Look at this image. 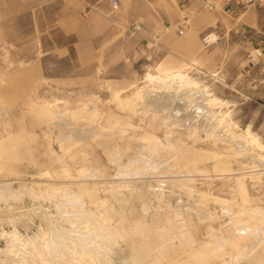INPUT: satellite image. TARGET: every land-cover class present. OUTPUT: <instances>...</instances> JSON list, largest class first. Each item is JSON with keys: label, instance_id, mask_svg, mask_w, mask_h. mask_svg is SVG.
<instances>
[{"label": "rangeland", "instance_id": "1", "mask_svg": "<svg viewBox=\"0 0 264 264\" xmlns=\"http://www.w3.org/2000/svg\"><path fill=\"white\" fill-rule=\"evenodd\" d=\"M239 9L247 31H264L254 22L259 10L264 16V0L240 4ZM208 12L206 6L190 10L188 0H0V185L5 183L4 193L20 185L30 188L20 200L0 198V211L23 207L18 214L28 226L19 231L32 235L39 221L47 224L40 206L47 210L53 218L45 225L49 247L33 237L34 247L50 264H264L262 232L233 227L229 217L235 209L222 212L214 203L234 202L229 201L230 180H240L247 190L237 195L238 202L249 196L252 204L264 203V183L251 186V180H264V167L247 168L253 160L236 141L206 138L201 130L199 142L186 136L203 122L200 94L163 111L172 124L170 139L182 133L184 147L166 145L162 119L155 117L149 128L150 112L143 115L140 105L130 110L119 102L144 85L148 69L187 70L216 97L230 102L237 131L250 124L264 144V95L258 93L264 87L258 84L264 49L255 43L245 46L231 28H204ZM137 20L140 25H134ZM210 33L215 41H204ZM52 102L70 112L88 110L55 117L46 112L45 103ZM37 104L45 113L33 110ZM93 110L98 113L91 118ZM115 119L120 124L114 125ZM143 127L161 140L145 166L137 149ZM217 131L223 134L220 127ZM126 144L135 146L125 153ZM128 155L135 158L130 167L122 165ZM185 159H194L182 167L183 175L193 178L184 185L193 194L184 187L173 193L166 177ZM158 161L168 166H158ZM200 191L210 193L214 202H195L192 197H202ZM100 199L104 207L98 206ZM2 212L0 249L6 244ZM210 233L223 237L205 244ZM58 235L61 241L55 239ZM17 248V255L0 252V264H39L31 246Z\"/></svg>", "mask_w": 264, "mask_h": 264}, {"label": "bare ground", "instance_id": "2", "mask_svg": "<svg viewBox=\"0 0 264 264\" xmlns=\"http://www.w3.org/2000/svg\"><path fill=\"white\" fill-rule=\"evenodd\" d=\"M186 16V15H185ZM207 42H213L215 41L216 37L214 36V34H208L205 38ZM190 72V71H189ZM189 72L187 70H172V71H166L163 73H159L153 69H148L144 75H143V80H144V85L141 88H138L135 92H133V95L130 96L129 98L127 97L125 100H120V104L122 105V108H128L130 110H136L135 107L137 106H141L140 109L143 112V115L147 114L148 112H150L152 115H150L149 120L146 122L145 126L152 128L153 127V119L155 117H159V119H162V128L164 129L165 133V139H166V145H173V146H180V147H184V140L183 137L184 135L182 133H178V138H174L173 140L170 139V134L169 131L172 124L169 122L170 118H169V114L167 115L168 112H170L169 110L171 109L172 104H174L175 102H179V101H183L184 99H187L189 97H192L197 94H200V96L202 97V101H204V105L202 112H203V122L198 126V127H193L190 129V131L187 133L186 136H191L190 138H192L193 142H199L201 141V136H199V131L201 130L204 134L206 138H210L213 137L215 138V140H220V141H224V142H230L234 145L233 142H237V144L241 145L243 147V149H241L243 152L246 151L248 154L247 156H249V158L251 160H253L252 164L250 167V169H254V168H260V167H264V154L261 153V151H264V144H262V142L260 141V138L258 137V135L256 133H254L251 129V125L249 124L247 126V128L245 130H240L237 131L236 128L237 123L233 120L232 115H231V110L229 109L230 106V102L227 100H222L219 99L218 97H216L209 89L208 86L202 84L197 78L193 77L192 75L189 74ZM207 82V81H206ZM68 98V97H67ZM195 98V97H194ZM193 99V98H192ZM191 99V100H192ZM198 99V98H196ZM80 101V100H79ZM128 101V102H127ZM124 102V103H122ZM197 102V101H196ZM198 103V102H197ZM195 104V102H194ZM200 104V103H199ZM86 105V104H85ZM88 105V104H87ZM192 105V104H191ZM196 105V104H195ZM201 105V104H200ZM45 106H47V111L49 112V114H52V116L58 117L61 114L64 113H70L71 116H75V114H79L81 113V111H86L88 110L87 108H80L79 110H76L75 112L72 111L70 112V110H64V109H58L59 106L56 103H45ZM79 106V105H78ZM84 106V105H83ZM81 106V107H83ZM175 106V105H174ZM177 106V105H176ZM199 106V105H198ZM233 106V105H232ZM121 107V106H120ZM174 108V107H172ZM195 109V108H194ZM197 109V108H196ZM198 109H200L198 107ZM33 110L35 111H44L45 110L41 109V105L37 104ZM74 110V109H73ZM163 111H167V113H163ZM173 110H171L172 112ZM234 111V110H233ZM236 111V110H235ZM199 112V111H198ZM96 113H98L96 110H93L90 114L91 118L94 117L93 115H95ZM130 113V112H129ZM176 113V112H174ZM127 114V113H126ZM45 115V114H44ZM129 115V114H128ZM201 115V113H200ZM199 115V116H200ZM38 116V115H37ZM164 116V117H163ZM167 116V117H166ZM174 116V115H173ZM198 116V115H197ZM196 116V118H198ZM71 117V118H72ZM176 118H178L177 116H175ZM201 117V116H200ZM174 118V117H173ZM195 118V117H194ZM195 118V119H196ZM235 115H234V119H235ZM186 119V118H185ZM190 119V118H189ZM193 119V118H192ZM47 120V119H46ZM187 120V119H186ZM178 121V119H177ZM189 121V120H187ZM186 121V122H187ZM195 121V120H194ZM50 122V121H49ZM175 121H172V123ZM193 122V121H192ZM199 122V121H198ZM47 123V122H46ZM120 124L118 119H115L113 124ZM189 123V122H188ZM155 124V122H154ZM147 127H143V133L140 134L139 139L140 142L137 144V149L141 155V159L144 161L143 165L145 166L146 163H149V160L151 159V156L149 157V152L152 153V155L155 153H153L154 151H156L158 144L157 143H161V140H159L156 135L151 132L149 128ZM221 128L222 130V135L220 136V132L218 133L217 128ZM77 128V127H76ZM139 128V127H138ZM154 129V128H153ZM239 129V128H238ZM174 131V130H173ZM217 131V132H216ZM77 132V131H76ZM80 137V136H79ZM188 138V137H187ZM218 138V139H217ZM78 139V138H77ZM84 139V138H83ZM164 139V140H165ZM81 140V139H80ZM219 143V142H218ZM221 143V142H220ZM189 144V143H188ZM231 144V145H232ZM230 145V146H231ZM135 146V145H134ZM134 146H131L130 144H126L123 146V152H125L126 150H130L131 148H133ZM203 146V145H202ZM118 147V146H117ZM229 147V146H228ZM112 148V147H111ZM122 148V147H121ZM178 148V147H177ZM227 148V147H226ZM233 148V147H232ZM109 150V149H108ZM111 150V149H110ZM188 150V149H187ZM234 152H236V154L238 155L240 153V150H237L234 148ZM228 151V150H227ZM126 153V152H125ZM233 153V152H232ZM135 155V154H134ZM236 156V155H234ZM230 159L231 156L229 155ZM139 158V161H140ZM233 158V157H232ZM113 159V158H112ZM120 160V159H119ZM118 160V161H119ZM137 161V160H136ZM141 161V162H143ZM151 161V160H150ZM230 161V160H229ZM236 161V160H235ZM135 162V158L131 157V155L127 156L125 161L122 163V165L125 166H129L131 164H133ZM155 162V160H154ZM194 162V159H192V161H190L189 159H185L184 160V165H181L179 163H177L179 165V167L177 168V170L174 173H171L172 175L169 177H166V180H170L167 181L170 184V189H172L173 193H175L174 188L177 189L178 193H180L181 191H183L182 187H184V185L188 184V181L193 180V178H190L191 176H189V174L187 175H183V171H182V167L186 166L187 164ZM112 163V162H111ZM159 163L158 166H165L164 168H166L168 165L166 162H157ZM166 163V165H165ZM150 164V163H149ZM238 164V163H237ZM124 166V167H125ZM143 166V167H144ZM217 166H222L221 164H218ZM130 167V166H129ZM128 167V168H129ZM174 167V166H172ZM83 168H86L85 166H83ZM244 167H241L239 169H242ZM246 168V167H245ZM126 169V168H125ZM123 169V170H125ZM157 169V168H156ZM77 170V169H76ZM88 170V169H86ZM85 170V171H86ZM141 170V168H140ZM81 171V170H80ZM126 171V170H125ZM132 171V170H131ZM137 171H139L137 169ZM220 171V170H219ZM78 172V171H77ZM127 172V171H126ZM163 172V171H162ZM201 172H204L203 170ZM230 172V171H229ZM46 174L48 173L47 171L45 172ZM76 173V172H75ZM124 173V172H123ZM157 173V172H156ZM161 173V172H160ZM168 173V172H166ZM165 173V174H166ZM45 174V175H46ZM74 174V173H72ZM80 174V173H79ZM90 175H86V176H91L92 173H89ZM130 174V173H129ZM132 174H134L132 172ZM139 174V173H138ZM163 174V173H161ZM254 174V173H253ZM257 174V173H255ZM71 175V174H70ZM78 175V174H77ZM85 175V174H83ZM94 175V174H93ZM92 175V176H93ZM120 175V174H119ZM128 175V174H127ZM170 175V172H169ZM262 174H259L258 177H253V179H258ZM49 175H46V177ZM86 176H84V179L86 178ZM135 176V175H134ZM150 176V175H149ZM168 176V175H167ZM219 176V175H218ZM36 177V176H35ZM50 177V176H49ZM69 177V176H68ZM127 177V176H126ZM161 177V176H160ZM165 177V176H164ZM193 177V176H192ZM39 178V177H38ZM81 178V177H79ZM90 178V177H89ZM82 179V178H81ZM80 179V180H81ZM87 179V178H86ZM30 180V179H29ZM83 180V179H82ZM87 181V180H86ZM228 182V181H227ZM252 184L251 186L254 187L255 185H259L261 183H264V180H251ZM76 183V182H75ZM5 184V183H3ZM0 185V198H5V200H7L8 198H16L17 200L24 196V194L26 192H28V190L30 189H26L28 187H24V185H20V187L18 186L17 189H9L4 190V186ZM80 185V184H79ZM83 185V184H82ZM86 185V184H85ZM162 185V184H161ZM225 185V184H223ZM246 185V184H245ZM70 186V185H69ZM78 186V185H77ZM10 187V186H9ZM7 187V188H9ZM5 188V189H7ZM54 188V187H53ZM66 188V185H65ZM186 187H184L185 189ZM188 188V187H187ZM228 190H229V195H230V200L232 202V200L234 202H232L231 204H228L226 202H224V200L222 201H215L212 199L214 197H210V193L207 192H202V197H197L194 198V196L192 197L195 202H197L198 204H203L205 201H209L212 200V202H214L216 205H218L220 211L225 212V210H229L230 208H234L235 210L232 211L231 216L229 217V222L231 223V225L236 228H241V229H250V228H254V230H256V232L259 230L262 232V236H264V203H255L252 204L250 202H252V198H250L249 196H242L243 200L245 202L240 203L237 200V195L239 193H243V192H247L246 188L244 187V185L241 184L240 180H230V184L228 182ZM55 190V189H54ZM58 190V189H57ZM65 190V189H64ZM82 190V189H81ZM56 191V190H55ZM67 191V189H66ZM70 191V190H69ZM83 191V190H82ZM190 188L189 189H185V192H187V194H193L190 193ZM195 191V189H194ZM197 191V190H196ZM47 192V191H46ZM52 192V191H51ZM72 192V191H71ZM93 192V191H92ZM29 193V192H28ZM27 193V194H28ZM31 193V191H30ZM33 193V192H32ZM31 193V194H32ZM7 194V195H6ZM30 194V195H31ZM34 194V193H33ZM66 194V193H65ZM69 193H67L68 195ZM155 194V193H154ZM177 194V193H176ZM200 195V193H198ZM197 194V195H198ZM207 194V195H206ZM79 195V194H78ZM81 197V196H79ZM210 197V198H209ZM70 198L74 199H78V196L75 195L74 193H70ZM225 198V197H224ZM223 198V199H224ZM74 199V200H76ZM82 200V199H79ZM228 200V199H225ZM4 201V199H3ZM77 204H80L78 206L82 207L81 203L78 200ZM103 199L99 200L98 206H102L103 205ZM96 203V202H95ZM111 203V202H110ZM112 204V203H111ZM40 206V205H39ZM64 206V205H63ZM97 206V205H96ZM99 206V207H100ZM28 207V206H27ZM76 207V206H75ZM112 207V206H111ZM158 207V206H156ZM6 208H9L6 207ZM35 208V207H34ZM37 208V207H36ZM143 208V207H142ZM153 208V207H152ZM14 209V208H13ZM12 209V210H13ZM23 209V207H22ZM22 209H14L13 211L9 212V211H3L4 213V218L1 220L2 223V231H1V236L4 237V239L6 240V244L5 247L0 249V252H4L5 254H20L19 249L17 247H20L21 250H23L24 248L27 249L28 246H31L33 248V252L35 253L36 257L40 259L39 264H50L48 258L43 256V254H41V252L37 251L38 249L35 246V241H34V237L37 238L39 240V242H43L42 245L44 244L45 248L48 246L49 247V241H48V237H49V229L47 228L48 226H50L49 222H51L53 220L52 217H50L49 213L47 212L46 209H44L42 206H40V209L42 210V212H44L43 216L46 217V221L47 224H49L47 226V224L43 221H39L38 225H36V230L35 232H32V235H30L29 233L22 234L19 231V228H24L26 226H28V223L24 220V218L20 217V215L18 213H24V210ZM26 209V208H25ZM33 209V208H32ZM101 209V208H100ZM6 210V209H5ZM8 210V209H7ZM30 210V209H29ZM36 210V209H35ZM0 211V212H2ZM28 211V210H27ZM39 211V210H38ZM108 211V210H107ZM144 211V210H143ZM2 212V213H3ZM35 212V211H34ZM88 212V210L86 211ZM176 212V211H175ZM227 212V211H226ZM144 213V212H143ZM179 213V211H178ZM14 214L16 215V217L13 216L14 219H12L11 215ZM26 216H28V213L25 214ZM31 215V214H29ZM145 215V214H144ZM208 215V214H207ZM3 217V215H1ZM22 216V215H21ZM25 216V217H26ZM210 216V215H209ZM1 217V218H2ZM19 217V218H18ZM24 217V216H23ZM40 217V216H39ZM178 217V216H177ZM27 218V217H26ZM52 218V219H51ZM203 218V217H202ZM206 218V217H205ZM16 219V220H15ZM31 219V216L30 218ZM7 220H9L10 226L8 225L7 227L9 228L8 230L5 229V225L8 224ZM32 220V219H31ZM98 220V219H97ZM157 221V220H156ZM177 221V220H175ZM6 222V223H5ZM153 223V222H152ZM12 224V225H11ZM32 224V223H31ZM53 224V223H52ZM85 224V223H84ZM47 227H46V226ZM55 225V224H54ZM158 225V224H157ZM182 225L186 226L185 224L182 223ZM6 227V228H7ZM30 227V226H29ZM163 227V226H162ZM180 227V225H179ZM185 229L187 227H184ZM235 228V229H236ZM119 230V229H118ZM121 230V229H120ZM179 231V230H178ZM37 232V233H36ZM121 232V231H120ZM123 232H125L123 230ZM26 233V232H25ZM109 233V232H108ZM118 233V232H117ZM181 233V232H180ZM185 233V232H184ZM189 233V231H188ZM232 233V232H231ZM235 233V232H234ZM110 234V233H109ZM108 234V235H109ZM183 234V233H182ZM105 235V234H104ZM169 235V234H168ZM259 235V234H258ZM111 236V235H109ZM190 236V234L188 235ZM219 236V239L217 240L218 242L221 241V237H223L222 234H218V233H210V240L206 241L205 244H209L211 242L216 241V237ZM118 237V236H117ZM168 237V236H167ZM207 237V236H206ZM176 238V237H175ZM215 238V239H214ZM56 240H60L62 239V235H58L55 237ZM111 239V238H110ZM227 239V238H226ZM36 240V239H35ZM71 240V239H70ZM112 240V239H111ZM178 240V239H177ZM191 240V239H190ZM193 240V239H192ZM72 241V240H71ZM174 241V240H173ZM180 241V240H179ZM178 241V242H179ZM252 241V240H251ZM261 241V239H260ZM193 242V241H192ZM191 242V243H192ZM74 243V242H73ZM203 243V241H202ZM256 245V244H255ZM43 246V248H44ZM249 246V245H248ZM42 247V246H41ZM36 248V249H34ZM42 248V249H43ZM32 250V249H31ZM74 250V249H73ZM78 252V251H77ZM2 253V254H4ZM33 253V254H34ZM81 253V252H78ZM237 253V252H236ZM246 253V252H245ZM30 254V253H28ZM51 254V253H50ZM83 254L86 256L87 254H90L89 252H87V254H85L83 252ZM7 255V254H6ZM31 255V254H30ZM79 255V254H78ZM235 255V254H234ZM234 255H233V259H234ZM247 255V254H246ZM33 256V255H32ZM84 257L82 254H80V258ZM88 256V255H87ZM34 257V256H33ZM14 258V257H13ZM86 258V257H85ZM76 260V259H75ZM52 264V263H51Z\"/></svg>", "mask_w": 264, "mask_h": 264}, {"label": "crops", "instance_id": "3", "mask_svg": "<svg viewBox=\"0 0 264 264\" xmlns=\"http://www.w3.org/2000/svg\"><path fill=\"white\" fill-rule=\"evenodd\" d=\"M181 1V0H179ZM244 0H188V5L190 6V10H198L202 7H207L209 12L206 14V22H204V28L211 26L212 24L221 28V30H225L226 28H231L235 32H238V36L242 39L245 46H249L251 43H255L257 45H262V49H264V42H262V36H264V31L259 29L249 30L245 29L247 24H242L240 22V17H238L239 13V5L243 4ZM262 10L258 11V15L255 16L254 22L258 28L264 27V16L261 14ZM154 16V15H151ZM248 18H245L247 21ZM140 25V21L137 20L134 22V25ZM214 34V33H211ZM216 37V35L214 34ZM261 48L256 49V52ZM264 61V60H262ZM252 65V64H251ZM259 76L262 79H259L258 84H264V63L259 65ZM258 93L264 95V87H260L258 89Z\"/></svg>", "mask_w": 264, "mask_h": 264}, {"label": "built area", "instance_id": "4", "mask_svg": "<svg viewBox=\"0 0 264 264\" xmlns=\"http://www.w3.org/2000/svg\"><path fill=\"white\" fill-rule=\"evenodd\" d=\"M251 2H252V0H244V3H245V4H248V3H251ZM139 28H140V27L136 26L134 29L137 31ZM205 38H206V37H205ZM205 38H204V41L206 40ZM206 42H207V41H206ZM262 82H264V81H262Z\"/></svg>", "mask_w": 264, "mask_h": 264}]
</instances>
